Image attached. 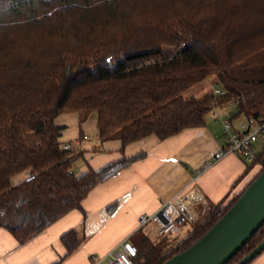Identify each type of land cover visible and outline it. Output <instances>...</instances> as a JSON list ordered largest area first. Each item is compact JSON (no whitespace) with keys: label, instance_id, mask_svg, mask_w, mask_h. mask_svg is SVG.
Wrapping results in <instances>:
<instances>
[{"label":"trees","instance_id":"trees-1","mask_svg":"<svg viewBox=\"0 0 264 264\" xmlns=\"http://www.w3.org/2000/svg\"><path fill=\"white\" fill-rule=\"evenodd\" d=\"M208 75L224 95L183 96ZM232 100L245 116L264 114V0H0V226L24 242L140 156L76 174L79 153L60 147V113L81 123L96 112L98 136L123 148L201 126L214 104ZM249 164L264 167V146ZM243 189L211 205L166 255L143 240L134 264L189 247ZM263 238L264 222L225 264ZM61 240L70 254L82 237L71 229Z\"/></svg>","mask_w":264,"mask_h":264},{"label":"crops","instance_id":"crops-1","mask_svg":"<svg viewBox=\"0 0 264 264\" xmlns=\"http://www.w3.org/2000/svg\"><path fill=\"white\" fill-rule=\"evenodd\" d=\"M227 104H216L212 109L217 116L209 110L201 126L184 128L164 139L150 134L123 148L115 135L98 136L96 112L81 123L77 112L60 113L56 117V123L63 126L60 141H80L79 156L72 165L76 174L123 157L140 156L94 186L80 207L68 210L24 242L0 226V264H110L109 251L123 239L138 248L143 240L163 247L180 242L211 205L226 203L261 167L229 153L199 173L200 166L225 144L220 117ZM173 197L182 211L176 233L159 234L155 223L139 226L142 212L156 210ZM111 204L114 208L109 211ZM71 229L78 231L82 241L66 254L61 236ZM248 264H264V249Z\"/></svg>","mask_w":264,"mask_h":264},{"label":"water","instance_id":"water-1","mask_svg":"<svg viewBox=\"0 0 264 264\" xmlns=\"http://www.w3.org/2000/svg\"><path fill=\"white\" fill-rule=\"evenodd\" d=\"M263 222L264 167L203 236L161 264H225ZM263 249L264 238L234 264H248Z\"/></svg>","mask_w":264,"mask_h":264},{"label":"built area","instance_id":"built-area-1","mask_svg":"<svg viewBox=\"0 0 264 264\" xmlns=\"http://www.w3.org/2000/svg\"><path fill=\"white\" fill-rule=\"evenodd\" d=\"M212 92L214 96H222L225 94V89L219 83H214ZM230 102L234 106V112L225 111L220 117L225 144L214 152L211 161H206L200 166L199 173L226 154H237L245 162L251 163L258 153L255 143L261 135H264V114L245 116L240 113L234 100ZM214 106L210 110L214 116H217L216 111L212 109ZM78 143L79 140L66 141L60 147L72 149ZM181 214L182 211L173 197L162 201L156 210L142 212L138 216V224L143 226L147 223H155L159 234H173L178 230L177 220ZM137 251L138 248L135 244L123 239L109 251L110 264H134L133 259L137 255Z\"/></svg>","mask_w":264,"mask_h":264},{"label":"rangeland","instance_id":"rangeland-1","mask_svg":"<svg viewBox=\"0 0 264 264\" xmlns=\"http://www.w3.org/2000/svg\"><path fill=\"white\" fill-rule=\"evenodd\" d=\"M214 83H217V82H215L214 80H213V78H211V76L210 75H208V77H206V79L204 80V81H202V82H199V83H197V84H195V85H192V86H190L189 88H187L186 90H184V92H183V96L184 97H199L200 95H202V94H204L205 92H207V91H209V90H211L212 91V88H213V85H214ZM221 85V84H220ZM214 105H216V104H214ZM228 106L226 107V108H224V110L222 111V112H225V111H231V113H233L234 112V106L232 105V103L230 102V101H228V104H227ZM91 114V116H93L94 114H95V112H91L90 113ZM77 140V139H76ZM71 141H73V140H70V141H67V142H71ZM64 142H66V141H64ZM64 142H61L60 143V146H61V144L62 143H64ZM80 145V141H79V143L74 147V148H72V150H75L76 151V148L78 147ZM263 146H264V135H261L259 138H258V140L256 141V143H255V149H256V151H261L262 150V148H263ZM262 169V167H260V169H259V171ZM258 171V172H259ZM28 176V171H23V172H20V173H17L16 175H14L13 177H12V183H17V182H19V181H21V180H23V179H25L26 177ZM203 219V218H202ZM201 219V220H202ZM201 220L197 223V224H199L200 222H201ZM197 224H196V226H197ZM177 227H178V225H177ZM178 231V230H177ZM176 231V232H177ZM175 232V233H176ZM187 237V236H186ZM181 241H183V239L181 240ZM180 241V242H181ZM180 242H178L177 244H173L171 247H163L162 245H158V247H161V248H163V252H162V256H164V255H166L167 253H169V252H171V251H173L174 249H175V247L180 243Z\"/></svg>","mask_w":264,"mask_h":264}]
</instances>
